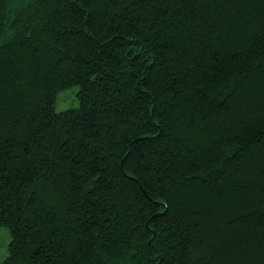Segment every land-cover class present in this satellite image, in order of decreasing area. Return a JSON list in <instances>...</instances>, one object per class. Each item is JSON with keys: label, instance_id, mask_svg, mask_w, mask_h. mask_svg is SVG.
I'll return each instance as SVG.
<instances>
[{"label": "trees", "instance_id": "obj_1", "mask_svg": "<svg viewBox=\"0 0 264 264\" xmlns=\"http://www.w3.org/2000/svg\"><path fill=\"white\" fill-rule=\"evenodd\" d=\"M0 227V264H264V0H0Z\"/></svg>", "mask_w": 264, "mask_h": 264}, {"label": "rangeland", "instance_id": "obj_2", "mask_svg": "<svg viewBox=\"0 0 264 264\" xmlns=\"http://www.w3.org/2000/svg\"><path fill=\"white\" fill-rule=\"evenodd\" d=\"M77 87L66 89L58 94L55 111L57 113L74 109L79 106L77 100ZM10 242V233L8 229L0 227V263L8 254V245Z\"/></svg>", "mask_w": 264, "mask_h": 264}]
</instances>
